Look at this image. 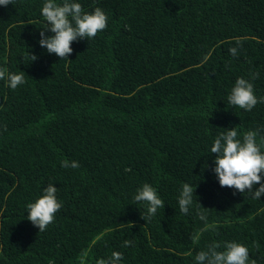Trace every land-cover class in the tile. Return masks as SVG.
<instances>
[{
  "label": "trees",
  "instance_id": "obj_1",
  "mask_svg": "<svg viewBox=\"0 0 264 264\" xmlns=\"http://www.w3.org/2000/svg\"><path fill=\"white\" fill-rule=\"evenodd\" d=\"M19 1L0 9V264H102L112 251L198 264L226 241L264 264V194L221 187L209 152L225 128L264 138V0H79L107 21L68 59L38 44L43 0ZM10 72L24 83L9 88ZM237 77L253 85L251 110L227 104ZM184 182L196 184L188 213ZM49 183L61 207L39 232L26 206ZM144 183L163 201L145 220L132 199Z\"/></svg>",
  "mask_w": 264,
  "mask_h": 264
},
{
  "label": "clouds",
  "instance_id": "obj_2",
  "mask_svg": "<svg viewBox=\"0 0 264 264\" xmlns=\"http://www.w3.org/2000/svg\"><path fill=\"white\" fill-rule=\"evenodd\" d=\"M20 5L19 0H0V9H9ZM40 15L44 18L45 27L39 33L38 44L49 54H55L61 59H68L73 49L70 46L73 41L95 37L99 30L106 26L105 12L97 7L90 12L82 10L79 0H43L40 7ZM45 30L51 35H46ZM232 55H236L237 48H229ZM24 59L29 63L35 61L37 56L27 50ZM3 74L0 73V76ZM6 83L9 88L15 89L24 83L21 73H8ZM257 103V97L253 92V85L243 77H237L230 92L227 95V104L237 106L245 111L251 110ZM212 140L209 152L215 153L212 172L221 187L233 188L235 192H249L253 198H259L264 194V138L257 142L256 133L249 130L241 138H237L234 127L225 128ZM207 166V165H206ZM61 167H78L76 161H61ZM196 187L189 182L180 186L177 196V204L180 213H188L189 206L193 202L194 189ZM57 188L49 183L42 189L34 201L26 206L27 219L44 231L52 222L53 214L61 207L56 197ZM196 196V195H195ZM134 201L146 202L145 212L141 217L151 218L163 205V201L157 189L149 183L138 187L132 197ZM200 219H205L203 215ZM131 241H124L127 247ZM218 245L213 242L206 246V250L198 251L195 260L198 264H248L249 251L239 242L226 241L222 250H217ZM51 264V261H49ZM102 264H122V253L112 251L110 257L102 261Z\"/></svg>",
  "mask_w": 264,
  "mask_h": 264
}]
</instances>
